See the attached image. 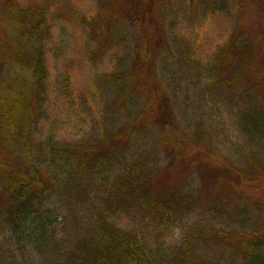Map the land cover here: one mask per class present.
I'll list each match as a JSON object with an SVG mask.
<instances>
[{
	"label": "rangeland",
	"instance_id": "rangeland-1",
	"mask_svg": "<svg viewBox=\"0 0 264 264\" xmlns=\"http://www.w3.org/2000/svg\"><path fill=\"white\" fill-rule=\"evenodd\" d=\"M45 2L53 37L38 139L101 147L106 132L119 133L153 101L159 110L149 125L119 145L130 159L149 156L150 193L181 192L195 205L167 229L151 213L143 220L128 212L118 223L147 232L155 264H245L239 241L264 236V132L248 133L240 120L245 110L264 108V69L240 83L231 81L237 71L225 63L232 41L264 53V0ZM125 5L138 7L139 15ZM1 126L0 117V180L22 161ZM49 206L44 241L0 230V264H57L54 241L77 227L82 233L85 215L66 190ZM216 207L222 209L218 222ZM217 228L232 241L216 242Z\"/></svg>",
	"mask_w": 264,
	"mask_h": 264
},
{
	"label": "trees",
	"instance_id": "trees-1",
	"mask_svg": "<svg viewBox=\"0 0 264 264\" xmlns=\"http://www.w3.org/2000/svg\"><path fill=\"white\" fill-rule=\"evenodd\" d=\"M125 7L129 14L139 15L138 7ZM50 10L45 0L23 6L16 0H0L1 128L6 141L22 158L0 180V230L11 229L28 242L44 241L51 225L46 215L51 210L49 204L55 196H64L66 190L74 196L85 221L82 233H77V227L69 238L54 241L57 264H155L156 253L147 232L124 227L117 218L138 212L145 220L151 213L156 226L167 229L186 218L195 201L181 192L150 193L147 187L153 164L149 156L130 159L118 141L146 128L159 108L153 101L146 102L119 133L106 132V143L101 147L40 141L36 128L48 92V54L53 37ZM238 45L231 42L225 64L237 71L231 81L237 78L245 83L257 69H264V53L257 46L252 51V44ZM139 67L145 72L144 64ZM129 74L123 72V76ZM263 79L260 86H264ZM240 124L248 133L264 132V108L245 110ZM123 161L125 166L121 165ZM221 212L216 207L212 218L217 221ZM258 234L257 242L254 235L239 241L245 264H264V236ZM214 235L218 243L232 241L222 228H217ZM54 238L52 235L51 240ZM187 254L197 252L189 249Z\"/></svg>",
	"mask_w": 264,
	"mask_h": 264
}]
</instances>
